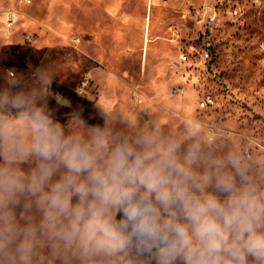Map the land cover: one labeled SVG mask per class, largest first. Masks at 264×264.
Returning a JSON list of instances; mask_svg holds the SVG:
<instances>
[{"label": "clouds", "instance_id": "1", "mask_svg": "<svg viewBox=\"0 0 264 264\" xmlns=\"http://www.w3.org/2000/svg\"><path fill=\"white\" fill-rule=\"evenodd\" d=\"M51 99L0 88V264H264V156Z\"/></svg>", "mask_w": 264, "mask_h": 264}, {"label": "rangeland", "instance_id": "2", "mask_svg": "<svg viewBox=\"0 0 264 264\" xmlns=\"http://www.w3.org/2000/svg\"><path fill=\"white\" fill-rule=\"evenodd\" d=\"M13 1L20 2L22 14L48 19L57 36L29 42L20 36L34 30L20 35L18 25L4 46L0 20V88L18 78L51 95L61 120L83 109L95 123L105 107L118 118L160 123L168 130L195 120L222 132L229 144L264 156V0H0V7ZM228 6L238 12L224 13ZM212 9L221 19L210 25L206 18ZM83 21L89 29L83 30ZM113 27L116 55L108 69L116 98L107 101L108 88L87 74L97 93L78 94L85 41L94 43L89 35L99 30L98 37L110 44ZM203 37L211 42L209 61L191 51V44L200 51ZM206 95L214 103L199 107ZM65 102L70 107L60 106Z\"/></svg>", "mask_w": 264, "mask_h": 264}, {"label": "crops", "instance_id": "3", "mask_svg": "<svg viewBox=\"0 0 264 264\" xmlns=\"http://www.w3.org/2000/svg\"><path fill=\"white\" fill-rule=\"evenodd\" d=\"M22 2H25V0H22ZM19 6L20 2L16 3L15 1H13L11 6L4 7L3 9L0 7V20L3 25V34L5 38H7L4 46H6V44H8L9 41L13 40V38L16 36V30L18 25L20 26V35L25 29L32 28L34 30L32 32H27L26 34L23 33L22 36H20V38L22 37L21 39L24 38V40L29 42H33L38 39H45L47 37L57 36V32L50 27L48 19H45L42 16L35 17L33 15H24L20 12ZM111 7L114 9L115 7H117V4H114ZM20 18H27L28 22L23 23L24 25L21 26L20 23L22 22H20ZM84 21L86 20L84 19ZM84 21L82 25L83 30L89 29V27L87 26L88 24ZM86 32L88 35L90 34L88 31ZM111 32L113 33V35L110 44L106 42L107 39L105 38V36L98 37L99 30H97L95 34L89 35L93 37L95 41L94 43L85 41L84 47H82V52L84 56L82 60H80L81 69L85 71L82 73V76L87 74L91 78L94 77L96 78V81L98 83H100L101 85L103 84L105 88H108V91L106 92V100L109 102H112V100L116 98L117 95L114 89L115 78H110L109 74L112 75V73L108 69L111 63H113L114 57L116 55V50H114L112 47H114V44L117 43L116 36L114 33V27L112 28ZM94 45L96 46V48H94ZM94 93L96 94L97 90L94 89Z\"/></svg>", "mask_w": 264, "mask_h": 264}, {"label": "built area", "instance_id": "4", "mask_svg": "<svg viewBox=\"0 0 264 264\" xmlns=\"http://www.w3.org/2000/svg\"><path fill=\"white\" fill-rule=\"evenodd\" d=\"M26 2H31V0H25ZM224 13H227L228 15H234L238 12L237 8H234L233 6H228L223 9ZM221 19V15L215 10H210L207 18H206V23L212 25L213 23L219 21ZM176 29V28H175ZM204 33V32H203ZM209 37H203L202 38V45L200 47V51L194 47L193 44L190 45L191 51L197 52L199 54V57L202 58L203 61H209L211 59V51H210V46L211 42H209ZM187 58L186 54L181 55V59L185 60ZM93 84L91 82V79L87 75H83L78 86L76 87V91L80 95H88L94 92ZM214 103V99L211 95H206L204 96L200 101H199V107H209Z\"/></svg>", "mask_w": 264, "mask_h": 264}]
</instances>
